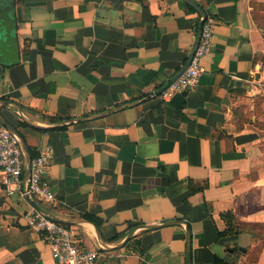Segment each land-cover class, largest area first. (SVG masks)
<instances>
[{
  "label": "crops",
  "instance_id": "0c3cea01",
  "mask_svg": "<svg viewBox=\"0 0 264 264\" xmlns=\"http://www.w3.org/2000/svg\"><path fill=\"white\" fill-rule=\"evenodd\" d=\"M193 1L213 44L169 99L151 93L194 47L186 0L3 2L18 46L0 59V116L32 157L52 147L57 201L40 206L98 264H264V0ZM33 208L0 188V264H57Z\"/></svg>",
  "mask_w": 264,
  "mask_h": 264
},
{
  "label": "built area",
  "instance_id": "2783aa9c",
  "mask_svg": "<svg viewBox=\"0 0 264 264\" xmlns=\"http://www.w3.org/2000/svg\"><path fill=\"white\" fill-rule=\"evenodd\" d=\"M203 21L201 35L193 56L183 73L169 84L161 93L163 99L172 95L187 94L200 82L204 72L203 59L210 52L216 29L213 16ZM199 25L194 37L197 39ZM54 152L50 145L37 150L31 161V173L28 190L25 188L26 158L23 146L11 130L0 122V188L7 196L20 193L30 197L40 205V202L56 204L55 192L47 181V172L53 161ZM29 226L35 228L52 250L57 264H98L99 250L90 249L78 239L74 226L56 220L52 215L33 208L25 215Z\"/></svg>",
  "mask_w": 264,
  "mask_h": 264
},
{
  "label": "water",
  "instance_id": "95a60500",
  "mask_svg": "<svg viewBox=\"0 0 264 264\" xmlns=\"http://www.w3.org/2000/svg\"><path fill=\"white\" fill-rule=\"evenodd\" d=\"M186 1L190 5H192L197 11H199L201 16L206 18L207 13L204 11V9L200 8L193 0H186ZM3 2H4V0H0V59L6 60L7 58H11V60L14 61L15 59L14 58L12 59V56L15 53H17V46H18L15 37L12 35V29H13L15 23H14L13 19L11 18L10 8L6 5H4ZM202 24H203V21H200L199 29L197 32V39L195 40L194 47H193L192 51L190 52L185 64L181 67V69L167 83H165L159 89L153 91L151 93V95L160 94L166 87L169 86V84L171 82H173L178 76H180L183 73V71L186 69V67L189 64V62L193 56V53L197 47V44H198V41H199V38L201 35V31H202ZM4 32H7V33H4ZM16 58L18 59V57H16ZM21 115H23V113H21ZM0 122L3 125L7 126L11 130V132L19 139V141L21 142V144L23 146V149L25 152V158H26V166H27L26 167V173H25V188L28 190L30 173H31L32 154H31L28 146L26 145L24 139L19 134V132L13 126H11L8 122H6V120H4V118L2 116H0ZM34 204H35L36 208L52 215L56 220L61 221V222H65V221L55 217L52 213H50L48 210H46L43 207H41L40 205H38L36 202H34ZM189 264H190V262H189Z\"/></svg>",
  "mask_w": 264,
  "mask_h": 264
},
{
  "label": "trees",
  "instance_id": "16d2710c",
  "mask_svg": "<svg viewBox=\"0 0 264 264\" xmlns=\"http://www.w3.org/2000/svg\"><path fill=\"white\" fill-rule=\"evenodd\" d=\"M190 9H193L192 7H190ZM240 111L242 112V110L240 109ZM238 115H239V117H240V114L238 113ZM241 117L243 118V119H246V120H248L247 119V117H248V114L246 115V114H244V113H241ZM36 153L37 152H33V156H35L36 155ZM86 217L89 219V220H91V221H94L98 226L100 225V221L99 220H97V219H95L94 217H92L91 215H86ZM219 263H223V261L222 260H220L219 258H217L216 259V264H219Z\"/></svg>",
  "mask_w": 264,
  "mask_h": 264
},
{
  "label": "rangeland",
  "instance_id": "374dc122",
  "mask_svg": "<svg viewBox=\"0 0 264 264\" xmlns=\"http://www.w3.org/2000/svg\"><path fill=\"white\" fill-rule=\"evenodd\" d=\"M4 33H7V32H4Z\"/></svg>",
  "mask_w": 264,
  "mask_h": 264
}]
</instances>
